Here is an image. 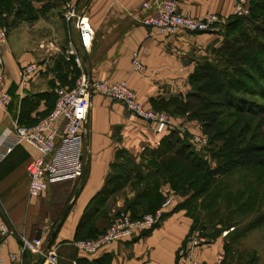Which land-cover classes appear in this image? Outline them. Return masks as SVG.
Listing matches in <instances>:
<instances>
[{
    "label": "crops",
    "instance_id": "obj_1",
    "mask_svg": "<svg viewBox=\"0 0 264 264\" xmlns=\"http://www.w3.org/2000/svg\"><path fill=\"white\" fill-rule=\"evenodd\" d=\"M144 1L64 0L65 11L61 18L57 17L55 10L59 3H55L53 37L51 34L48 38L42 36L44 30L47 35L51 32L47 27L42 29L46 17L45 20L39 18L34 23L21 22L13 27L0 23L7 33L3 70L11 99L6 111L0 109V142L14 126L31 127L38 117L47 113L46 99H39L32 105L29 102L24 111L22 105L25 98L36 102L38 95L46 93L48 77L43 71L50 54L42 52L39 45L52 38L55 96L58 86L68 88L72 85L75 69L79 74L86 73L91 81H126L138 101L148 109H153L151 99H185L191 89L188 79L196 63L202 57L210 58L211 49L222 41L221 27L228 17L234 15V0H175L181 14L196 19L214 14L220 21L207 32L176 30L173 34H162L141 24V18L146 14L141 8ZM67 5L87 20L94 33L88 50L80 46L74 20L65 17ZM70 50L80 58L79 65ZM134 52L140 55L143 65L140 72L131 64ZM31 63H36L40 70L28 84L21 86L19 71ZM55 101L53 95V107ZM20 113L26 116L25 122H19ZM172 119L175 128L186 129L192 134L200 128L195 121L180 117ZM162 137L121 103L94 95L83 134V176L51 183L38 198H28L26 171V165L37 157V152L27 145L14 147L0 159V226L6 225L11 232L0 250V264H23L20 237L32 239L41 235L45 239V226L52 224L51 231L61 216L63 222L56 230L51 246L57 264H76L77 259L92 260L103 255L110 257V264H175L177 256L186 248L192 219L185 210L176 208L178 202L174 200L163 208L162 214L167 216L158 228L145 237L135 236L132 240L109 244L96 257H88L73 246L77 223L90 199L103 187L116 153L124 150L139 159L144 149L156 148ZM121 205L122 200H118L111 215L114 216V210ZM220 246L216 242L195 248L193 257L197 262L213 264ZM10 255L15 259L10 260ZM38 260L43 264L44 260L32 255L28 264H39Z\"/></svg>",
    "mask_w": 264,
    "mask_h": 264
},
{
    "label": "trees",
    "instance_id": "obj_2",
    "mask_svg": "<svg viewBox=\"0 0 264 264\" xmlns=\"http://www.w3.org/2000/svg\"><path fill=\"white\" fill-rule=\"evenodd\" d=\"M41 1L0 0V23L11 27L21 22L34 23L43 15L44 9L37 10L33 3ZM61 1L64 0L56 2ZM220 32L221 35L223 33L222 41L211 49V57L200 58L189 76L191 89L185 99L172 97L150 101L155 111H166L174 118L198 124L207 136V153L215 162V167L211 169L206 161L197 157L190 140H186L188 134L182 137L174 128L163 135L156 148L144 149L139 159L119 150L103 187L90 199L77 223L74 241L93 239L106 230L111 218L120 212L116 208L114 216L111 215L114 203L111 206L109 200L128 183L131 187L132 182L142 184L133 198L125 201L122 209L132 220H138L146 214H154L164 202L162 195L156 192L158 174L172 190L182 188L179 193L183 194V189L202 180L203 183L195 187L190 195L192 199L204 196L213 181L236 170L264 168V143L258 141L261 136L258 119L264 115V1L249 0V15L228 17ZM232 33L235 34L231 36ZM73 74L72 83L79 73L74 69ZM46 97L45 93L38 95L36 102L25 98L23 111L29 102L37 104L39 99ZM24 117L20 113L19 122H25ZM143 160L154 164L155 168L143 165ZM182 206L180 204L176 208L184 210ZM166 216L162 214L159 222L138 237L149 235ZM260 220L255 219L252 226L260 224ZM62 222L61 216L53 225L46 240L49 247L54 244L55 232ZM192 226L187 238L195 231ZM31 257L30 253H23V264H28ZM37 262L41 263L40 260ZM76 264H110V257L77 259Z\"/></svg>",
    "mask_w": 264,
    "mask_h": 264
},
{
    "label": "built area",
    "instance_id": "obj_3",
    "mask_svg": "<svg viewBox=\"0 0 264 264\" xmlns=\"http://www.w3.org/2000/svg\"><path fill=\"white\" fill-rule=\"evenodd\" d=\"M65 14L67 20H74V27L79 35L80 46L88 50L93 42L94 33L87 20L82 18L74 8L67 5ZM146 13L141 18V24L162 34H173L176 30L189 33H202L210 30L211 26L219 23L217 15L207 14L203 19L192 18L181 14L175 0H146L141 5ZM234 15L244 17L249 15V0H234ZM7 41L4 29L0 25V109L6 111L11 103L4 79L3 55ZM39 49L50 54L53 50V40L41 43ZM80 64V58L73 50L69 52ZM131 64L135 71H142L143 65L138 52L132 55ZM36 63L24 66L19 71V83L25 86L37 72ZM56 101L50 113L31 127L14 126L0 142V159L9 154L18 145H27L37 152V157L26 165L29 177L28 198H38L51 183L67 179H79L83 176L85 163L83 160V134L91 107V98L102 95L121 103L127 111L138 119L148 123L156 135H165L174 127L173 119L165 112L145 108L137 99L135 92L126 81H91L86 73H80L72 88L57 87ZM179 129L180 131L183 129ZM206 142L203 134H192L190 143L199 147ZM170 201L163 203L154 214H146L141 219L132 220L128 213H120L110 223V226L93 239H81L73 242V246L88 257H96L107 245L125 242L139 236L141 232L150 229L159 222L163 208ZM6 225L0 226V250L5 238L10 235ZM21 253H30L44 260L43 264H57V257L52 247L40 236L32 239L20 237ZM208 239L193 232L187 241L183 253L178 255L175 264H203L193 257L195 248L210 245ZM14 260L13 255L9 256ZM222 248L214 258L213 264H223Z\"/></svg>",
    "mask_w": 264,
    "mask_h": 264
},
{
    "label": "rangeland",
    "instance_id": "obj_4",
    "mask_svg": "<svg viewBox=\"0 0 264 264\" xmlns=\"http://www.w3.org/2000/svg\"><path fill=\"white\" fill-rule=\"evenodd\" d=\"M56 1L57 0H42L41 2L33 3L34 7H43L44 9L43 15L40 16L42 19L46 17V20L43 19L45 21L42 23L44 25L42 29L46 27L48 28L47 31L51 29L49 35L45 33V30L43 31V38H48L51 34L53 37V5L59 3L55 9L58 18H61L62 13L65 11L64 1ZM259 1L263 2L264 0ZM234 34L235 33H232L231 36ZM49 40L50 39H48L47 42H49ZM51 40H53V38ZM30 47L33 46L31 45ZM46 60L49 61L48 64H45L46 67L43 73L48 77L46 84L47 90L45 93L47 95L46 103L48 104V109L47 113L40 118L38 117L31 126L45 118L53 109V95L55 100V94L53 93V50L50 51V58ZM39 70L37 69L38 72ZM78 76H75L72 85L68 88L74 86ZM159 112H165L171 116L166 111ZM258 124L259 130L261 131V136L258 141L264 143V115L258 119ZM175 130H177L182 137L188 134L186 140L189 142L191 137H189V135H192V132L186 129L180 131L175 128ZM199 130L195 134H203L202 131ZM192 150L196 153L197 157L206 161L211 169L215 167V162L210 159L207 153V136L205 143L201 144L199 147L192 146ZM142 163L143 165H150L155 168V165L148 163V161L143 160ZM202 183L203 181L200 180L196 182L195 186L188 187L186 190L183 189L185 191V194H183L179 193V190L182 188L172 190V187L161 178L160 174H158V188L156 192L162 195L164 202L167 200H174V202H178V205H183L182 207L187 212L188 216L192 218V227L195 233H198L202 238L208 239L211 245L216 242L221 244L220 247L224 253L223 264H264V168L256 170H236L213 181L209 187V192L204 196L190 199V195L194 188L200 186ZM141 187L142 184L138 182H132V187L129 183L124 185V187H121V189L110 198V205L112 206L114 203L115 206L118 200H122V205L117 209H119L121 213H125L122 210L124 209L125 201L133 198L135 192L141 189ZM162 205L160 207H162ZM120 212L117 213V215L120 214ZM117 215L115 214V217ZM257 218H261V223L252 226L253 221ZM51 226L52 224H47L45 226V240H47L50 234ZM109 226H106V228Z\"/></svg>",
    "mask_w": 264,
    "mask_h": 264
},
{
    "label": "water",
    "instance_id": "obj_5",
    "mask_svg": "<svg viewBox=\"0 0 264 264\" xmlns=\"http://www.w3.org/2000/svg\"><path fill=\"white\" fill-rule=\"evenodd\" d=\"M52 236H54V234H52Z\"/></svg>",
    "mask_w": 264,
    "mask_h": 264
}]
</instances>
